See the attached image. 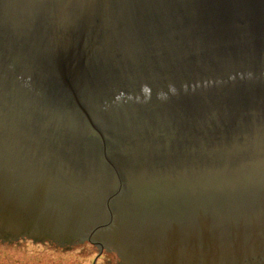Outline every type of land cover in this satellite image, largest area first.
Wrapping results in <instances>:
<instances>
[{"label": "water", "instance_id": "1", "mask_svg": "<svg viewBox=\"0 0 264 264\" xmlns=\"http://www.w3.org/2000/svg\"><path fill=\"white\" fill-rule=\"evenodd\" d=\"M33 238L264 264V0H0V245Z\"/></svg>", "mask_w": 264, "mask_h": 264}, {"label": "rangeland", "instance_id": "2", "mask_svg": "<svg viewBox=\"0 0 264 264\" xmlns=\"http://www.w3.org/2000/svg\"><path fill=\"white\" fill-rule=\"evenodd\" d=\"M110 256L118 255L111 247L101 254L96 238L64 247L40 238V255L36 238H33L32 257L16 254V249L0 245V264H123L110 261Z\"/></svg>", "mask_w": 264, "mask_h": 264}, {"label": "trees", "instance_id": "3", "mask_svg": "<svg viewBox=\"0 0 264 264\" xmlns=\"http://www.w3.org/2000/svg\"><path fill=\"white\" fill-rule=\"evenodd\" d=\"M23 241L25 242L26 240H23ZM24 242H23V243H24ZM17 243H18V242H17ZM7 244H9V245H10V243H7ZM11 244H13V243H11Z\"/></svg>", "mask_w": 264, "mask_h": 264}, {"label": "bare ground", "instance_id": "4", "mask_svg": "<svg viewBox=\"0 0 264 264\" xmlns=\"http://www.w3.org/2000/svg\"><path fill=\"white\" fill-rule=\"evenodd\" d=\"M112 248V247H111ZM113 249V248H112ZM113 250H115V249H113ZM118 255V254H117Z\"/></svg>", "mask_w": 264, "mask_h": 264}]
</instances>
